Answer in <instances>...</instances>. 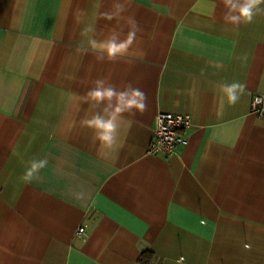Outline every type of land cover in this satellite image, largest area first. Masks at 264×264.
Instances as JSON below:
<instances>
[{
	"label": "crops",
	"instance_id": "1",
	"mask_svg": "<svg viewBox=\"0 0 264 264\" xmlns=\"http://www.w3.org/2000/svg\"><path fill=\"white\" fill-rule=\"evenodd\" d=\"M111 2L0 0V264H264V14L237 27L221 0H133L143 31L97 61L78 49L108 36ZM98 79L147 95L108 155L80 125ZM159 112L190 118L172 156L147 154Z\"/></svg>",
	"mask_w": 264,
	"mask_h": 264
},
{
	"label": "clouds",
	"instance_id": "2",
	"mask_svg": "<svg viewBox=\"0 0 264 264\" xmlns=\"http://www.w3.org/2000/svg\"><path fill=\"white\" fill-rule=\"evenodd\" d=\"M221 2L225 9L222 19L233 26L251 24L258 14H264V0ZM132 6L133 0H112L109 10L102 12L100 18L109 22L115 21L116 24L109 30L105 39L93 38L89 41V47L78 51H91L97 61H116L127 55L137 40V34L143 31L135 14L131 12ZM218 87L222 93L221 100L226 99L229 104H235L245 89V85L238 81L221 83ZM85 99L91 114L86 112L80 120V125L92 131L91 143L97 146L101 155H108L119 148L122 126L126 124L130 127L136 122L137 114L145 113L148 106L147 95L139 87L129 83L121 89L104 79L94 82V87L88 90ZM47 164L46 159L32 160L22 178H32Z\"/></svg>",
	"mask_w": 264,
	"mask_h": 264
},
{
	"label": "built area",
	"instance_id": "3",
	"mask_svg": "<svg viewBox=\"0 0 264 264\" xmlns=\"http://www.w3.org/2000/svg\"><path fill=\"white\" fill-rule=\"evenodd\" d=\"M252 113L264 115V96L255 95L252 100ZM191 127L190 118L186 115L159 112L154 118L152 138L147 154L152 156L163 153L166 156L175 154L178 147H186L189 139L187 132ZM84 233L80 228L79 236Z\"/></svg>",
	"mask_w": 264,
	"mask_h": 264
},
{
	"label": "trees",
	"instance_id": "4",
	"mask_svg": "<svg viewBox=\"0 0 264 264\" xmlns=\"http://www.w3.org/2000/svg\"><path fill=\"white\" fill-rule=\"evenodd\" d=\"M145 256H146V253H143L142 256H141V258H140V262H141L142 264H145V263H146V262L144 261ZM147 257H151V255H148V254H147Z\"/></svg>",
	"mask_w": 264,
	"mask_h": 264
}]
</instances>
